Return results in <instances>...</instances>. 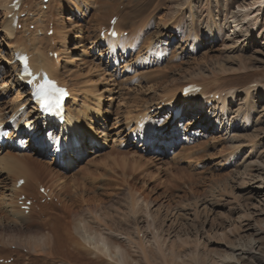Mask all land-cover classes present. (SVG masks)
Returning a JSON list of instances; mask_svg holds the SVG:
<instances>
[{"label": "rangeland", "instance_id": "rangeland-1", "mask_svg": "<svg viewBox=\"0 0 264 264\" xmlns=\"http://www.w3.org/2000/svg\"><path fill=\"white\" fill-rule=\"evenodd\" d=\"M21 1L22 21L15 24L21 30L18 35L32 27L48 36L49 43L41 41L38 47H52L50 56L58 60L62 79L80 88L79 106L93 107L101 100V116L91 120L93 115L88 113V121L100 128V139L109 134L102 144L86 132L84 152L71 167L57 162L49 165L43 157H24L21 152L9 163L7 173L0 177V239L7 235L15 240L0 245L1 259H12L5 264H63L57 257L61 255L77 264H148L147 259L167 264L160 248L177 264H196V255L199 264H264V0H51L45 17L41 16L42 0ZM3 7L0 115L6 117L20 100L28 98L25 105L30 112L34 106L29 87L26 93L18 80L8 77L17 67L9 52L17 43L6 32L8 7ZM13 14L18 22L17 11ZM112 16L120 19L129 44L114 54L108 45L96 42L103 39L99 30ZM57 24L64 28L62 36L60 30L55 32ZM80 30L84 36L77 38ZM210 30L217 32L213 40ZM27 46L32 48L31 41ZM69 55L72 60L66 63ZM192 81L208 83L211 91L232 92L226 110L215 108L216 102L207 104L205 110L202 102H183L178 89ZM172 89L177 97L163 102ZM173 103L180 107L176 114L170 110ZM142 111L160 124L162 134L155 131L152 145H140L142 139L132 132ZM182 113L186 114L183 124L174 131ZM167 118L173 121L170 127L164 122ZM192 119L196 123L188 125ZM9 142L5 149L52 155V147L43 150L30 144L22 149ZM114 157L118 161L113 162ZM91 161L99 162L97 167H90ZM25 166L30 167V181L18 190L14 183ZM58 167L66 172L64 179L58 177ZM84 170L89 171L85 174ZM71 176L75 177L73 185L67 184ZM47 177L41 183L50 186L59 200L42 203L36 182ZM20 192L36 199L38 206L29 213L17 206ZM86 199L91 200L87 206L91 211L77 213L80 225L94 219V226L105 236L123 243L124 257L107 239L101 241L82 227L73 236L82 246L78 251L72 242L57 240L58 217L71 206L80 211L77 204L88 203ZM131 200L137 201L134 212L129 211ZM60 218L65 221L64 215ZM71 219L68 214L65 224ZM47 232L55 238L48 249L51 257L33 245ZM172 251L177 255L172 256Z\"/></svg>", "mask_w": 264, "mask_h": 264}, {"label": "bare ground", "instance_id": "bare-ground-1", "mask_svg": "<svg viewBox=\"0 0 264 264\" xmlns=\"http://www.w3.org/2000/svg\"><path fill=\"white\" fill-rule=\"evenodd\" d=\"M12 0H8L5 4H3L2 2H0V7H3V6H7L8 8L7 11L5 12V18H4V23H5V29H6V32L8 34L9 37H13V40L15 41L16 40V47H12L10 49V54L12 55V59H13V62L12 63H16L17 67L16 69L13 70V75H8V77H10V79L13 81L15 80H18L19 81V87L20 85L22 87H20L21 89H25L26 93H29V90H30V93H31V96L29 94H27L28 96H30V100L31 103L34 108L32 107L31 109H33L32 112L29 111L30 109V106L28 105H25L27 104V99L26 100H20L18 101V105H16L14 107V109L11 110V114H7V116L5 117V115L3 114L2 116L0 115V127L1 129H4V128H8L5 126V123L7 122L8 119H13V122H12V125H13V128L11 130V142L12 143H9V145L11 147L13 146H17V145H24V147L32 144V145H35L34 148H43L44 150V146L47 145V143L45 142L47 139L50 141L49 143H54L52 145V150L51 153L52 155L50 157H44V153L45 152H32V151H16V150H13L11 148H8V149H5V146L7 143H5L4 146H0V177L7 173L8 171V166H9V163L13 162L14 160H16L18 158V153L21 152V153H24V157H26L28 154L30 155V157L34 158L35 156H37V158H40L43 157L44 159H46V163H48L49 165L51 164H55V162H57V158H58V161L60 160V156L61 158L63 159V161L65 162L66 164V167H71L73 164H76L77 165V162H78V158L81 157V155L83 154L84 152V147L82 148V145L79 149H74L72 148V152L69 154L67 152L70 151V147L66 148L64 147L63 150H62V153L61 151H58V146L63 144L62 140L64 139L67 144H72L73 142V139L74 137L78 138V140L80 141H83L84 139V135L85 133H89L90 135H95V138L97 140H99V134L101 132L100 128H96V127H93L92 125V122L91 120L95 119V118H98L101 116V110L99 109V106L101 104V100H97V104L93 107H90V106H79V102L81 101V97L79 94H81L79 91H80V88L77 87L76 85L74 87H71V85L67 82V80H63V74L62 72L59 71L58 69V60L55 59L53 56H50V53L54 52L52 50V47L49 46L45 49H41V47H38L39 43L41 41H47V38L48 36H42L41 33L39 34V31L40 29H36V31L34 30H30L31 28H27V30H23V36L21 35H18L19 33H21V30L20 29H17L18 26H15L14 25V20L16 19V13L13 14L14 12V9L12 7L9 6V4L11 3ZM51 0H42V9H43V13L41 14V16L45 17L47 16V10L46 8H48V4L50 3ZM20 2V9H18L17 11V14H18V22L17 23H21L22 19L20 17V11L23 7L22 5V1L19 0ZM32 2V1H31ZM2 3V4H1ZM44 5H47V7H43ZM31 7V5H30ZM77 7V5H76ZM4 8V7H3ZM25 8V7H24ZM24 10V9H23ZM80 10V9H78ZM11 11V12H10ZM42 11V10H41ZM39 12V11H38ZM31 13V11L29 12ZM10 14H13L11 15V17H9L8 15ZM247 16L248 13L246 14ZM40 16V17H41ZM75 18H70L71 19H76V15L74 16ZM27 20L29 19V15H27ZM112 17H110L111 19ZM44 19V18H43ZM35 20V19H34ZM38 20V19H37ZM119 21L120 19L117 20V22L114 24V30L116 32H118V35L117 37H114L112 35V30H110V23L108 25H103L104 27L102 29H100L99 31L103 30L104 31V36H103V39H97L96 42L97 43H100V44H104V45H108V50H109V53L111 52L112 54H114V52H116L117 49H126L129 44H127L126 42V38L123 36L124 34V30L121 28V25L119 24ZM19 25V24H18ZM38 25V23H37ZM59 24H57L55 26V32H57V30H60V35L62 36L63 34L62 33H65L64 30H61L62 26H58ZM212 25V24H211ZM238 25V24H236ZM40 27V26H39ZM196 27V26H195ZM239 27L236 26L235 29H238ZM64 29V28H62ZM29 30V31H28ZM54 30V29H53ZM42 32V31H41ZM107 32V34H106ZM197 32V31H195ZM210 33V38L211 40L215 39V37L217 36V32L216 31H208ZM55 34V33H54ZM84 36V33H82V30L78 31V37H83ZM23 37H26V39H24L23 41ZM200 37V36H199ZM102 38V37H101ZM198 38V37H197ZM137 39V38H136ZM54 40V39H53ZM66 40V39H65ZM31 41V44H32V48H29L27 46V42H30ZM126 42V44H125ZM47 43H49L47 41ZM62 43V42H61ZM80 45V44H79ZM54 46V45H53ZM68 48H66V50L64 52H68L67 51ZM23 53H27L29 55V60H30V65L31 67L33 68L34 72L35 73H38L39 76L36 80L30 82V83H27L26 80L29 78V77H25L22 75L21 73V67H20V63L17 59V57ZM9 54V55H10ZM70 54V53H69ZM139 55V54H138ZM71 55H69L68 57H66V63L68 61H71L72 58H70ZM116 59V57H115ZM89 66V65H88ZM12 69H10L9 71H11ZM58 70L59 74L56 73ZM68 71L67 69L64 70V72ZM96 73V72H95ZM49 76L50 78H54V79H57L58 82L62 85H66L68 86L69 90H70V100L67 99L66 101V104H65V122L61 125L59 123H57L55 121L56 118H48L49 116H47L44 112H43V108L40 107L38 101L33 97V87H34V83L35 82H39L44 76ZM62 79V80H60ZM73 79V78H72ZM205 81V80H204ZM174 82V80H173ZM193 83H197L196 81H192ZM16 84V83H15ZM92 84V82L90 83ZM198 85H201L202 86V90L195 94V96L189 98L188 96H186V100L187 101H196V100H201V102L203 103V106H204V110L205 109H208V107H206L207 105V102L208 101H213L216 102L217 107L220 108V110H224L225 106H226V102H227V98L231 95L232 92H224V94L222 93V91L225 89V88H222L223 90L220 91L219 89L217 90H214V91H211L208 83L206 82H203V83H197ZM24 85V86H23ZM94 85V84H93ZM218 86V85H217ZM216 86V87H217ZM220 86V85H219ZM26 87H29V90L27 89L26 90ZM213 87V86H212ZM213 89V88H212ZM177 90V89H176ZM179 92H182L183 90V87L178 89ZM219 90V91H218ZM108 91V90H107ZM225 91V90H224ZM76 92V93H74ZM88 92V91H87ZM94 92V91H93ZM23 93V92H22ZM229 93V94H228ZM97 94V93H96ZM170 97L168 99H166L165 101L163 102H166L168 100H170L173 96L174 98L177 97V94L175 92V89H172L170 91ZM87 96V95H86ZM91 96V95H90ZM94 96V95H93ZM88 98V96H87ZM185 99V98H184ZM93 102V100H92ZM174 102H175V99H174ZM91 103V102H90ZM149 103V102H148ZM161 103H162V100H161ZM170 103V102H169ZM26 106L25 108H22L21 105ZM164 104V103H163ZM30 105V104H29ZM90 105V104H89ZM201 105V104H200ZM160 107H163L161 104L159 105ZM166 105L163 107L165 108ZM176 107H179V104L178 103H173V104H170V110L172 111L173 109H175ZM210 107V106H209ZM213 107V106H212ZM29 108V109H28ZM212 109V108H211ZM226 110V109H225ZM224 110V111H225ZM213 111V110H212ZM161 112V111H160ZM157 113V115L160 114ZM220 112V111H219ZM88 113H90L91 115H93L91 118L90 121H88ZM183 114V113H182ZM181 114V115H182ZM215 114V113H214ZM9 115V116H8ZM138 115V114H137ZM171 115V114H170ZM180 115V117H181ZM210 115V114H209ZM219 115V113H217L214 117L217 118V116ZM184 116L186 117V114H183V117H181L182 120L178 121L177 125L175 127H173L174 131H177L179 130L178 127L182 126L183 124V119H184ZM213 116V115H212ZM89 118V119H90ZM132 118V117H130ZM129 119V118H128ZM133 119V118H132ZM215 119V120H216ZM214 120V119H213ZM128 121V120H127ZM132 121V120H131ZM40 122L43 124L40 125ZM166 124L167 127H170L171 124H172V120H169L168 118L164 121ZM47 123H48V126H47ZM194 123H196V120H190L189 124L188 125H194ZM218 123V122H216ZM220 123V122H219ZM128 124V123H127ZM135 128H132V132L135 133V136L136 138H141L142 141H141V144L140 145H147V144H151L152 145V141H154L155 137H154V133L155 131H158L159 135L162 134V132L160 130H158V127H159V123L156 122V119L155 117L151 116V114H149V112H145V111H142L140 116L137 117L136 121H135ZM46 125V127H45ZM131 125V124H130ZM128 126V125H127ZM173 126V125H172ZM25 128L26 130L24 131L23 129ZM131 129V128H130ZM186 130V128H183ZM26 132L29 134V136L27 137H24V133L26 134ZM129 132V131H128ZM183 132V130H182ZM99 133V134H98ZM191 134V132H189ZM194 133V132H193ZM109 134V133H108ZM104 135V136H101V139L99 140V142H101L102 144H106V140L107 139V135ZM184 135V134H183ZM251 136V135H250ZM256 136V135H255ZM44 137H47L44 138ZM252 137V136H251ZM99 138V139H98ZM159 138V137H157ZM184 138V137H183ZM255 138V137H253ZM257 138V137H256ZM109 139V138H108ZM161 139V138H160ZM140 140V139H139ZM251 141V140H250ZM29 142V143H28ZM191 142V141H190ZM26 143V145H25ZM28 143V144H27ZM85 143V141H84ZM22 147V146H20ZM226 148V147H225ZM224 148V149H225ZM31 149V148H30ZM157 149H161V147L157 148ZM32 150V149H31ZM47 150V149H46ZM143 150V149H142ZM98 151V150H97ZM96 151V152H97ZM226 151V149H225ZM27 154V155H26ZM98 154V153H97ZM134 154V153H132ZM140 155V154H139ZM28 157V156H27ZM134 157V156H132ZM114 161H118L117 157H114L113 158ZM137 159V158H136ZM139 159V158H138ZM137 159V161H138ZM141 159V158H140ZM143 159V158H142ZM139 160V161H142ZM29 160V159H28ZM124 161L125 159L121 157V161ZM225 160V159H224ZM27 161V160H26ZM32 161V160H31ZM29 161V162H31ZM149 161V159H148ZM228 161V160H226ZM225 161V162H226ZM96 162V161H95ZM150 162V161H149ZM157 162V161H156ZM222 162V161H221ZM220 162V163H221ZM224 162V161H223ZM99 163V162H97ZM97 163L95 164L94 162L91 161V165L90 167L92 166H95L97 167ZM142 163V162H141ZM145 163V162H144ZM229 163V162H228ZM101 166L102 164L104 163H101ZM99 164V165H100ZM120 164V163H119ZM222 164V163H221ZM98 165V166H99ZM55 166V165H54ZM118 166V165H117ZM146 166V165H145ZM144 166V167H145ZM149 166V165H148ZM90 167H87V168H90ZM47 168V167H46ZM45 168V169H46ZM49 168V167H48ZM70 169V168H69ZM52 170V169H51ZM49 171V170H48ZM57 171H59V174L57 173L58 177L60 176L61 178L64 177V175H66V172L64 171L63 168H59L57 169ZM86 171L85 174L89 171V170H84ZM83 171V173H84ZM31 170H30V167L29 166H25L23 168V172L19 175V177L16 178L15 180V183H14V188L20 190L22 189V187L24 186H27L28 187V184H29V181H30V174ZM52 173V172H51ZM90 173V172H89ZM35 176V175H34ZM54 176V175H53ZM130 176V175H129ZM72 179H69L68 178V183L67 184H74L75 182H71L75 177L71 176ZM131 177V176H130ZM20 178H24V183L19 186V188H17V181L20 179ZM36 178V177H35ZM65 178V177H64ZM62 178V179H64ZM47 179H49V177L47 178H37V188L40 189V187L42 186V181H46ZM61 179V180H62ZM67 179V178H66ZM75 180V179H74ZM73 180V181H74ZM65 181V180H64ZM39 183V184H38ZM65 184V186L67 185ZM27 187L25 188L27 190ZM80 188V186H79ZM83 189V187H81ZM87 188V187H86ZM76 190V189H75ZM81 190V189H80ZM85 190V189H84ZM87 190V189H86ZM24 191V190H23ZM82 191V190H81ZM88 191V190H87ZM76 192V191H75ZM131 192V191H130ZM21 193V192H20ZM25 193V192H23ZM27 193V192H26ZM80 193V192H79ZM22 194V193H21ZM20 194V195H21ZM131 194V193H130ZM19 195V196H20ZM50 195H52L53 197L57 196L54 192V190L51 188V193ZM76 195V194H75ZM132 195V194H131ZM18 196V197H19ZM122 196V195H121ZM4 197V196H3ZM80 197V196H79ZM132 197V196H131ZM5 198V197H4ZM78 198V197H77ZM91 198V197H90ZM17 199V197H16ZM89 199V198H88ZM81 200V199H80ZM79 201V200H77ZM76 201V203H77ZM91 200H87L86 199V202L88 203H85L84 200L83 201H79L82 202L80 204H77V206H81L80 208V211H75L74 210V206H71L69 209L65 210L64 211V214L62 213L60 217H62V215L65 216V221H64V218H60L58 217V220L59 222H61L60 224V228H58V235L56 236L57 240H60V241H64L65 244L69 243V242H72L73 243V246H75V249L78 251V246L82 247L74 238V234L75 233H78L80 232V230H78V228L82 227L81 229L83 230H87V231H90V233L92 234H95L96 237L99 239H101V241H104L105 239H107L114 248H116L118 250V253H121L122 256L124 257V253L122 252L123 250V243L118 241V240H113L112 238L109 237V235L105 236L101 231L100 229L96 228L94 225L96 223V221L93 219L90 220V221H87L85 223L84 226H81L80 225V221L82 220H79L77 217V213L79 212H86V211H91L88 206L89 202ZM122 202V199L117 201L116 203L119 204ZM73 203V202H72ZM86 205V207L84 208V206ZM130 212H134L136 210V205H137V201L136 200H131L130 201ZM99 206V204H98ZM110 207H113L112 205ZM101 208V207H100ZM66 211H68L69 213H66ZM95 211L97 212V206H96V209ZM106 212V211H105ZM103 211V214L104 215H107ZM66 213V215H65ZM69 214V218L72 217V219L69 221L70 223L69 224H65L66 223V216H68ZM68 218V217H67ZM136 220V217L135 219ZM68 221V219H67ZM126 222H130V221H126ZM2 224V223H1ZM0 224V225H1ZM4 224V223H3ZM152 224V223H151ZM5 226V225H4ZM122 228V226H120ZM15 229V227H14ZM24 231V230H23ZM20 232V231H19ZM18 232V233H19ZM162 232V231H161ZM15 233V232H14ZM24 233V232H23ZM32 233V232H31ZM7 234V233H6ZM27 234V232H26ZM25 234V235H26ZM34 234V233H33ZM33 234H31V236H33ZM35 234H38V233H35ZM159 234V233H158ZM11 235V234H10ZM24 234H22V238L25 237V235L23 236ZM30 235V234H29ZM7 236V235H6ZM6 236H2L1 239H0V245H3L5 244V246L9 245V244H13L14 240L13 239V242L12 240H10V238H6ZM18 236V234H17ZM29 236V238L31 237ZM37 236V235H36ZM9 237V235H8ZM13 237V235L11 236ZM14 238V237H13ZM16 238V236H15ZM20 239V236L18 237ZM27 238V237H26ZM28 238V239H29ZM33 238V237H32ZM17 239V238H16ZM35 239V238H34ZM34 239H31V240H34ZM55 238H53L51 236V234H49V232L47 233H44V234H40L39 237H37L36 241L34 240L33 242V245L35 246L37 252H44L46 255H51L52 253V250H48L50 247H51V242L52 240H54ZM20 242V241H19ZM31 242V241H30ZM22 243V242H21ZM28 243V242H27ZM20 244V243H19ZM32 244V243H31ZM18 245V243H17ZM30 245V244H29ZM20 246V245H19ZM24 246V245H23ZM32 246V245H31ZM30 246V247H31ZM37 246V247H36ZM40 249H39V248ZM158 248H160V246H158ZM163 248V247H162ZM30 249V248H29ZM83 251H84V248H81ZM13 250V249H12ZM41 250V251H40ZM62 250V248H61ZM161 250V253L162 255L165 257V260L167 262V264H177V262L175 261H171V258L169 260V256L167 255V253L164 251V249ZM80 251V250H79ZM15 252V251H14ZM172 256H176L177 255V252L176 251H172ZM41 255H44V254H41ZM44 255V256H46ZM5 256V255H3ZM6 257V256H5ZM23 257V256H22ZM51 257V256H50ZM58 257V260H62L61 263L64 264V262H67L69 261V264H77L76 262H72L71 260H68L65 256L61 255V257L57 256ZM98 257V256H97ZM7 258V257H6ZM43 258V257H41ZM47 258V257H45ZM0 259H1V256H0ZM19 259V258H18ZM5 260V258L3 259ZM57 260V261H58ZM7 261V260H6ZM148 261V264H152L150 262L149 259H147ZM195 262L196 264H199L200 262V257L198 255L195 256ZM55 263H57L55 261ZM127 264V263H126Z\"/></svg>", "mask_w": 264, "mask_h": 264}, {"label": "snow or ice", "instance_id": "snow-or-ice-1", "mask_svg": "<svg viewBox=\"0 0 264 264\" xmlns=\"http://www.w3.org/2000/svg\"><path fill=\"white\" fill-rule=\"evenodd\" d=\"M47 85H41L38 89H37V97L41 100V102L45 105V107L50 106L51 104V100L49 99V97L47 96L45 89H46ZM65 95V93H63L62 91L60 92V96ZM55 103H59V100L57 99L55 101Z\"/></svg>", "mask_w": 264, "mask_h": 264}]
</instances>
